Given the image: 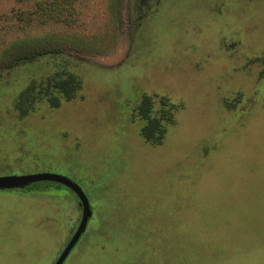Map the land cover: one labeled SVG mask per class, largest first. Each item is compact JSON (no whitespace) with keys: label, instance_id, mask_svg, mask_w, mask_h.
<instances>
[{"label":"rangeland","instance_id":"rangeland-1","mask_svg":"<svg viewBox=\"0 0 264 264\" xmlns=\"http://www.w3.org/2000/svg\"><path fill=\"white\" fill-rule=\"evenodd\" d=\"M38 1L0 0V62L28 44L0 69V178L85 191L64 264H264V0H66L69 24ZM146 97L175 109L159 144ZM81 217L64 185L0 190V264H55Z\"/></svg>","mask_w":264,"mask_h":264},{"label":"trees","instance_id":"trees-1","mask_svg":"<svg viewBox=\"0 0 264 264\" xmlns=\"http://www.w3.org/2000/svg\"><path fill=\"white\" fill-rule=\"evenodd\" d=\"M72 5L69 4L66 0H52L45 1L41 0L36 3L34 10L31 12V15L35 16V20L40 24H47L51 21L55 23H70V15L72 12ZM19 19V18H18ZM22 19H19L21 21ZM28 45L26 43L19 44L13 47L8 51L5 56L12 58L11 62L5 63L6 59H2L0 62V69L4 67H13L19 59L28 58L27 51L24 50V46ZM15 50V51H14ZM42 50L37 52L36 56L41 54L53 53V51ZM35 55H30L35 56ZM54 86H57L58 89L65 94L67 99H72L76 94L82 89L81 80L75 75L69 74L68 78L64 80H59L57 83L54 82ZM153 99L150 97L144 98L142 105L138 109L139 116L144 120L145 124L142 127L141 134L147 142L159 144L161 143L166 134V129L163 125V120L171 123L173 121L174 107L173 105L166 104V101L163 100L167 109L163 113L164 119L159 117L152 116L153 114ZM52 106H59V102H52ZM27 112V111H26Z\"/></svg>","mask_w":264,"mask_h":264},{"label":"water","instance_id":"water-1","mask_svg":"<svg viewBox=\"0 0 264 264\" xmlns=\"http://www.w3.org/2000/svg\"><path fill=\"white\" fill-rule=\"evenodd\" d=\"M39 182H52L68 187L75 193L82 208V217L79 227L55 263L64 264L87 230L89 221L92 217V208L90 200L85 191L77 183L72 180H69L68 178L53 174L0 178V190L23 188Z\"/></svg>","mask_w":264,"mask_h":264}]
</instances>
